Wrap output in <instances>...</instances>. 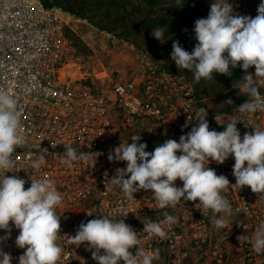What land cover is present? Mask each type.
Masks as SVG:
<instances>
[{
  "label": "built area",
  "instance_id": "obj_1",
  "mask_svg": "<svg viewBox=\"0 0 264 264\" xmlns=\"http://www.w3.org/2000/svg\"><path fill=\"white\" fill-rule=\"evenodd\" d=\"M258 1L229 0L234 13L253 18ZM68 15L60 8L45 6L41 0H0V92L15 100L24 138L15 153V167L10 170L15 173L6 175L25 180L29 176L48 178L62 194V204L56 209L62 216L57 243L63 252L58 264H96L90 251L84 246L76 248L67 238L75 235L82 222L100 218L87 213L115 220L125 218V223L137 230L141 248L158 252L152 264H264V253H255L251 241L237 240L244 234L252 236L264 224V194L232 186L236 183L233 158L222 165H209L232 184L224 195L234 214L225 217L226 228L220 231L214 228L212 213L202 216L198 204L181 201L174 209L161 210L150 192H138L135 201H128L119 187L105 183V173L111 178L117 169L126 168L124 162H109L107 158L120 143H132L131 137L122 134L123 129L145 131L151 126L140 143H146V150L152 152L168 139L179 142L180 136L206 115L210 130L222 132L221 125L233 117L264 130V113H238L237 107L246 102L247 96L228 112H210L192 83L147 55L136 67L88 81L82 66L70 59ZM261 92L264 94V87ZM243 123L237 124L241 137L253 131ZM155 133L159 141L153 146L150 137ZM66 145L77 153L100 155L93 154L87 163L75 162L68 168L61 163ZM42 148L48 150L47 161L37 172L30 162ZM176 185L182 187V182L177 180ZM28 187L30 181L25 184ZM164 211L176 217L177 223L170 228L162 225L164 239L150 238L142 231V223L148 219L162 221ZM7 235L0 230V237ZM18 235L12 226L10 238L0 241V249L12 256V264H18L24 252L15 245Z\"/></svg>",
  "mask_w": 264,
  "mask_h": 264
},
{
  "label": "clouds",
  "instance_id": "obj_2",
  "mask_svg": "<svg viewBox=\"0 0 264 264\" xmlns=\"http://www.w3.org/2000/svg\"><path fill=\"white\" fill-rule=\"evenodd\" d=\"M181 0H177L180 3ZM167 27H157L151 35L157 41L165 40ZM187 31V30H185ZM194 39L197 42L191 52L179 41L172 44L170 59L177 69L193 74L194 83L202 79L210 81L217 74L231 77L236 68L243 70V76L233 82V88L248 99L237 107V112L245 115L264 113V0L257 8V15L234 13L229 0H212L206 18L194 23ZM254 68L252 74L249 69ZM228 99L224 104H233ZM207 115L179 142L168 139L148 152L147 144L140 143L141 135L131 137L132 143L121 144L110 150L109 162H124L126 168H119L105 183L119 187L128 201H135V194L150 192L156 206L165 210L175 208L181 201L199 205L202 216L212 213V221L217 231L226 228V216L234 214L230 201L224 195L229 190L228 178L217 175L209 165L224 164L230 157L234 159L232 174L235 186L242 190L251 189L254 194H264V130L258 126L245 125L239 117H233L221 126L224 131L210 130ZM216 120V117H215ZM243 123L252 132L243 137L237 124ZM187 125H185L186 127ZM21 115L15 100L5 92H0V230L9 235L12 226L18 230L15 245L24 250L18 264H58L63 249L57 243L61 235V215L56 209L62 204L63 196L48 178L32 177L29 180L19 176H8L15 167V153L23 145ZM183 130V129H182ZM53 148L56 145H52ZM61 163L72 168L75 162L87 163L93 154L79 152L71 145L64 146ZM30 164L39 171L46 163L48 150L42 148L35 154ZM182 182V187L176 181ZM30 187L25 188L29 183ZM164 219L154 222L150 219L143 224V232L151 237L164 239L169 228L177 223L176 217L167 211ZM82 222L74 236H67L68 243L79 248L84 246L91 252L96 264H152L158 252L149 253L141 248V238L124 219H110L105 215ZM238 241H251L252 250L264 253V224L255 229L252 236L241 235ZM0 264H12V256L0 249Z\"/></svg>",
  "mask_w": 264,
  "mask_h": 264
},
{
  "label": "trees",
  "instance_id": "obj_3",
  "mask_svg": "<svg viewBox=\"0 0 264 264\" xmlns=\"http://www.w3.org/2000/svg\"><path fill=\"white\" fill-rule=\"evenodd\" d=\"M47 7H57L85 20L101 31L112 34L123 41H130L133 36H152L157 27H167L165 40L160 45L165 56H171L172 44L179 41L186 51H192L197 43L191 25L199 18H206L210 6L204 0H41ZM187 30V31H185ZM71 35V29H67ZM159 59V58H158ZM169 69L184 76L194 88L198 97L208 89L214 95L229 93L233 104L218 113L228 112L233 106L246 98L233 88V82L243 76V70L236 68L231 77L217 74L215 79L201 80L194 83L193 74L187 70H178L165 64ZM249 72L254 74L253 68ZM202 98V96L200 97Z\"/></svg>",
  "mask_w": 264,
  "mask_h": 264
},
{
  "label": "rangeland",
  "instance_id": "obj_4",
  "mask_svg": "<svg viewBox=\"0 0 264 264\" xmlns=\"http://www.w3.org/2000/svg\"><path fill=\"white\" fill-rule=\"evenodd\" d=\"M204 2L210 6L212 0H204ZM260 3L261 0L256 2L254 16L257 15V8ZM66 21L71 28L69 37L71 40L70 59L82 66L89 77L88 81H96V77L103 76L106 73L112 74L136 67L140 64L144 55L155 59L159 58L164 64L177 69L175 63L170 59L171 56H165V51L161 48L160 42L153 36L137 35L133 36L130 41H123L73 15L66 16ZM191 28L194 29V24L191 25ZM201 96L202 99H205L209 111L218 113V111L228 106L224 102L232 99L234 95L229 93L214 95L208 89L206 92L201 93ZM149 127L145 131L140 128L123 129L122 134L125 137L139 134L144 139L145 133L151 130V126ZM150 139L153 146H155L159 141L158 133H155Z\"/></svg>",
  "mask_w": 264,
  "mask_h": 264
}]
</instances>
